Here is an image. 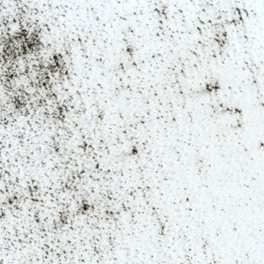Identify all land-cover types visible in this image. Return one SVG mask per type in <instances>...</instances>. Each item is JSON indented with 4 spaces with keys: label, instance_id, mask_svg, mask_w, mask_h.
I'll return each instance as SVG.
<instances>
[{
    "label": "snow or ice",
    "instance_id": "1",
    "mask_svg": "<svg viewBox=\"0 0 264 264\" xmlns=\"http://www.w3.org/2000/svg\"><path fill=\"white\" fill-rule=\"evenodd\" d=\"M0 264H264V0H0Z\"/></svg>",
    "mask_w": 264,
    "mask_h": 264
}]
</instances>
